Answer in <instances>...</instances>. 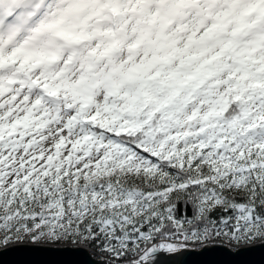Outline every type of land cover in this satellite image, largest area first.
<instances>
[{
    "label": "snow or ice",
    "instance_id": "obj_1",
    "mask_svg": "<svg viewBox=\"0 0 264 264\" xmlns=\"http://www.w3.org/2000/svg\"><path fill=\"white\" fill-rule=\"evenodd\" d=\"M257 241L264 0H0V249Z\"/></svg>",
    "mask_w": 264,
    "mask_h": 264
},
{
    "label": "water",
    "instance_id": "obj_2",
    "mask_svg": "<svg viewBox=\"0 0 264 264\" xmlns=\"http://www.w3.org/2000/svg\"><path fill=\"white\" fill-rule=\"evenodd\" d=\"M96 264L81 248L16 246L0 251V264ZM159 264H264V243L232 253L221 246L159 256Z\"/></svg>",
    "mask_w": 264,
    "mask_h": 264
},
{
    "label": "rangeland",
    "instance_id": "obj_3",
    "mask_svg": "<svg viewBox=\"0 0 264 264\" xmlns=\"http://www.w3.org/2000/svg\"><path fill=\"white\" fill-rule=\"evenodd\" d=\"M216 243H217V245H219V244H221L222 242L217 241ZM262 243H264V242L257 241L255 244H252V245H250V246H245V247H240V248H235V247H232V246H227V247H224V248H226L228 251L234 253V252H236V251L239 250V249H243V248H248V247L256 246V245H259V244H262ZM16 246H36V247L57 248V249H62V248L76 249V248H79V247H75V248H74L71 244L41 245V244H31V243L16 244V245H13V246H11V247H16ZM11 247H8V248H11ZM208 247H212V246H208ZM208 247H205V248H208ZM221 247H223V246H221ZM5 249H7V248H5ZM5 249H0V251H1V250H5ZM81 249L85 250L86 253L89 255V257H90L92 260H94V261L97 260V257L94 256L93 253H92L90 250L85 249V248H81ZM200 250H201V249L198 248V249L195 250V251H200Z\"/></svg>",
    "mask_w": 264,
    "mask_h": 264
},
{
    "label": "trees",
    "instance_id": "obj_4",
    "mask_svg": "<svg viewBox=\"0 0 264 264\" xmlns=\"http://www.w3.org/2000/svg\"><path fill=\"white\" fill-rule=\"evenodd\" d=\"M89 250V249H88Z\"/></svg>",
    "mask_w": 264,
    "mask_h": 264
}]
</instances>
